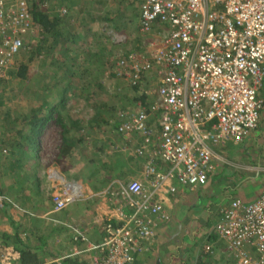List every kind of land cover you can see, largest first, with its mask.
<instances>
[{"label": "built area", "instance_id": "1", "mask_svg": "<svg viewBox=\"0 0 264 264\" xmlns=\"http://www.w3.org/2000/svg\"><path fill=\"white\" fill-rule=\"evenodd\" d=\"M158 23L166 28L143 51L117 62L118 76L132 88L144 73L155 80L145 89L148 104L138 101L119 114L118 132L128 155L141 160L140 178L116 179L94 192L57 165L40 175L53 203L40 219L51 221L50 215L80 202L97 209L101 199L107 208L100 241L70 227L75 246L57 264L85 256L90 264H135L154 249L158 231L171 220L165 195L205 186L226 163L220 147L242 142L259 127L264 0H142L139 32L150 33ZM33 33L27 0H0V72L13 65ZM4 209L37 217L0 188ZM215 232L226 247L225 264H264V192L251 203L234 200L224 207Z\"/></svg>", "mask_w": 264, "mask_h": 264}, {"label": "rangeland", "instance_id": "2", "mask_svg": "<svg viewBox=\"0 0 264 264\" xmlns=\"http://www.w3.org/2000/svg\"><path fill=\"white\" fill-rule=\"evenodd\" d=\"M120 1L121 0H49L46 4L49 8H55L59 5H61L60 7L68 9L69 7L72 8L70 15L72 19L69 27L80 33L81 36L78 35L77 39H75L78 42V47L74 50L75 52L72 51L64 57L69 58L68 60H74V66H80L85 63L87 65L86 67L92 71L90 72L89 78L85 77L82 79L83 81L89 82L85 88H82L83 84L79 81L80 77L72 78L73 80L71 79L75 81V84L68 90H70V93L74 96L76 93V97L69 95L66 104V107L71 110L70 115H72L73 118L79 116L81 120L84 119L86 132L88 135H91V138L88 139L87 142V146H89L87 152L80 156L72 157L69 161L59 160L58 157L56 158L54 154L56 151H54V149L60 145L59 142L62 140L59 137V132L55 129L56 125L54 121H50L45 125L44 135L42 134L39 136L40 138H38L35 147L31 148V155L34 159L42 157L45 159L47 165H57L63 173L70 177H75L81 170L83 174H87L91 171L90 169H94L100 172L101 177H99V180L100 178L103 180L105 177L115 174L120 169H124V171H127L129 168L135 169L140 163L128 157L126 158L129 147L127 146L128 148H126L122 142L118 141L116 132L112 127L115 121H121L119 117L120 113L135 107V99L139 94L135 92L124 79L113 77L111 71H115V67L110 62L113 60L116 61L122 54L130 53L131 51H139L137 48L142 46V43L145 42L143 40L148 41L156 38L157 35L143 36L138 30L139 19L136 17L138 13H134L138 8V4L131 7L128 3H122ZM118 10L119 12L116 13ZM138 12H140V10ZM93 17L96 19L99 18L95 24L91 21ZM106 19H111L113 23H118L119 28L117 30L111 28V23L106 22ZM85 26L88 27L90 32L93 31L88 36H82ZM142 37L145 39L142 40ZM78 52L79 56L76 55ZM89 52H100L101 54L99 57L94 58H92L93 56L91 54L89 55L91 58L89 61L87 59L84 60L85 57L83 56H87V54H90ZM56 56H58L59 59L63 57L59 51L56 52ZM28 57L29 52L27 53V50H24L23 53H20L15 58L12 67L8 71L12 70L15 72L21 64L27 63L29 67L28 74L31 77L30 81L24 82L19 78L7 74L6 77L3 78L5 81L0 84V104H3V108L1 107L0 109V123L1 126L4 125L6 129H11L16 126L17 124H14L16 120L19 122L22 121L29 113L30 109L34 105L40 103V98L35 95L34 91L40 92V89L37 90L39 87L38 85H43V83L47 81L45 78L53 76V72L48 69L49 61H45L44 56L32 62L28 61ZM103 60L105 61L104 63L108 64L102 69L99 67ZM52 82L53 81H51V83ZM60 85L63 86L64 83H59L56 89L62 92L63 89H61ZM54 87L55 86H53L52 89H54ZM80 89H85L92 95L89 104H87L86 100L83 98L82 92H79ZM98 101L106 102V107L102 108ZM98 114H100V116ZM96 120L99 124L94 122ZM103 121L104 123H102ZM43 128L44 127H40V130ZM5 132L6 133H3L4 136H2L1 139L5 138L8 140L11 136L8 134V131ZM136 143L137 142L134 141V144ZM129 146L134 147L133 144ZM101 147L105 148V150L100 153H95V149ZM4 154L8 155L6 152H4ZM6 161L7 159L4 160L3 163L5 164ZM56 161H58V163L54 164ZM107 168H109V171H107ZM17 176L21 183L23 172ZM42 183L44 192L46 186L43 181ZM23 188L27 190L28 185L23 186ZM40 188H42V185ZM44 194H46V192H44ZM44 198L48 200L45 195ZM49 207V203L46 208L44 204L43 206L40 204V206L33 211L41 216L49 211L47 210ZM40 225L41 229L43 228L41 231L42 234L50 230V228L42 227V224ZM2 231L3 229L0 227V234ZM53 234L55 235V233ZM54 235L50 241L55 238ZM216 253H222V249H218ZM84 260L90 261L88 258Z\"/></svg>", "mask_w": 264, "mask_h": 264}, {"label": "crops", "instance_id": "3", "mask_svg": "<svg viewBox=\"0 0 264 264\" xmlns=\"http://www.w3.org/2000/svg\"><path fill=\"white\" fill-rule=\"evenodd\" d=\"M259 96L264 99V85ZM44 131L45 127L39 130L40 135H38V138L42 134L44 135ZM116 135L118 141L122 142L128 148L119 136L118 131H116ZM61 142L54 149L57 152H54L56 158L59 154ZM218 153L221 154L225 161L228 160L229 164L223 163L218 167L205 186L197 187L194 190L179 187L180 190L178 193L165 195L171 220L158 231L156 247L152 253L144 256L140 260V264H198L201 261V264H223L225 262L223 253L208 254L200 261V252L203 250L202 247L205 245V242L208 241V235L210 236L213 231L214 222L224 207L234 200L251 203L257 200L264 192V110L261 115L259 127L255 131H252L240 143H229L220 147ZM127 157L135 162L138 161L141 163L140 160L130 157L128 152L126 153ZM140 163L135 169L129 168L127 171H124V169L121 170L119 173L123 175L122 178L116 177L113 174L111 176L109 175L110 177L107 176L109 177L108 181H106L107 177L103 180L100 178L99 180V177H101L100 172L94 169H90L91 171L87 174H83L81 170L74 178L84 181L94 192H99L104 190L116 179H121L124 182L139 179L142 171V164ZM17 166L12 164V158L4 165L2 170L3 178L0 181L3 190H6L5 192L10 195L14 194L12 192L23 195V198H28L27 202L35 208H38L40 204L42 206L44 204L46 208L49 203L50 207L47 208L49 210L47 213H49L53 209L51 196H48L47 189H45V196L48 198V200H45L43 196V183L41 181L40 186L42 185V188L37 189L34 177L41 179V173L50 166L47 165L45 159L42 157L34 159L33 162L26 165L22 170ZM107 171H109V168H107ZM22 172L23 178L20 183L17 175ZM104 181L106 183L102 187L99 188L100 185H96V188L94 187V184L103 183ZM27 185L28 189L25 190L23 186ZM22 192L23 194H21ZM97 204L99 207L95 209L88 202L77 203L61 213L50 215L51 221L40 219L38 217L40 214H36L32 210L31 212L38 218L26 217L28 218L26 219L24 216L13 215L16 216L14 217L15 224H23V230L28 229L29 226L31 227V223H37V231L40 233L43 230L40 224H42V227L50 228L44 234L49 237V248L47 247V250L45 249L46 253L44 254L46 256L42 264H57L54 261L70 253L71 249L75 246L69 240L70 237L68 234L70 227L76 226L84 231L92 241H100L104 232V222L102 220L107 208L105 202L101 199L97 201ZM11 224L12 222L8 220L2 221L0 224V227L3 229L2 232L4 230L11 232ZM53 227L57 228V230H52ZM58 229L61 230L59 231ZM2 232L0 234L1 236L4 235ZM51 232L55 233V235ZM21 235L24 237V234ZM53 235L55 238L50 241ZM37 246L41 247L40 244ZM47 252H55L58 258L50 256ZM86 258L89 259L87 256L82 257V259ZM88 262L90 264V261Z\"/></svg>", "mask_w": 264, "mask_h": 264}, {"label": "trees", "instance_id": "4", "mask_svg": "<svg viewBox=\"0 0 264 264\" xmlns=\"http://www.w3.org/2000/svg\"><path fill=\"white\" fill-rule=\"evenodd\" d=\"M47 1L49 0H27L28 4L30 5V9H31V22H32V26L34 29V33L31 37L27 38L26 41L23 43L19 51V54L23 53L24 50H27V53L29 52L28 61L30 62L44 56L45 61H49L48 69L53 72V76L45 78L47 81L43 83V85L41 86L38 85L39 87L37 90L40 89L41 91L40 92L34 91V92H35V95H37V97L39 96L40 103L34 105L30 109L29 113L23 118L22 121L19 122L18 120H16L14 124H17V125L12 127L11 129H6L4 125L1 126V123H0V181L3 178V171H2L3 167L11 160V158H12V164L14 166L18 165L17 167L20 168L21 170L24 169L26 165H29L34 160V159L32 160V157H31V148H33L36 142H38V135H40L39 134L40 127H45V125L50 121H54L56 125L55 129H57V131L59 132V135H60L59 137L62 140L59 154H58L59 160L69 161L71 160L72 157L85 154L87 150L89 149V146H87V142H88V139L91 138V135H88L86 132V126L84 127V119L81 120L79 116L77 118H73L72 115H70L71 110H69L66 107V104L68 100L67 97L69 95H73L70 93V90H68V89H71L72 86L75 84L74 83L75 81H72V80L74 78L80 77L79 81L83 84L82 88H85L87 87L89 82L83 81L82 79L85 77L89 78V75L91 74L90 72L92 71L88 67H86L87 65L85 63L80 66L75 65L76 66L75 67L73 65V63L75 62L74 60L72 59L68 60L69 58L64 57L72 51L75 52L74 50L78 47L77 45L78 42L75 39H77L78 35H80V33L75 31L73 28L69 27L71 24V19H72L70 17L72 8L71 7H69V9L66 8L67 14L62 15L60 13V9L65 8V7H60L61 5H59V6H56L55 8H49L48 5H46ZM120 2L128 3L131 7H133L135 4H138L137 6L138 8L134 11V13L136 14L138 13L136 17H138L139 19L140 12L138 11L141 8L142 0L141 1L140 0H121ZM67 6H70V5H67ZM118 12L119 10L116 13ZM97 19L99 20V18ZM97 19L93 17L91 21L95 24L97 22ZM106 22L111 23V28H114L115 30L119 28L118 23H113L111 19H106ZM165 28L166 27L164 25L158 23L154 26V28L152 29L150 33L142 34V35L143 36H146V35L152 36L153 34L158 35ZM91 32L89 31L88 27L85 26L82 32V36H88L91 34ZM143 39L145 38L142 37V40ZM153 39H150L148 41L143 40L145 42L142 43V46L137 49L139 51H143V48L145 47V45L146 44L148 45V43L152 41ZM57 51H59V53L63 55L62 58L59 59L58 56H56ZM139 51H136V52H139ZM79 52L76 53V55H78ZM132 52H135V51H131L130 54ZM91 54L93 56L92 58H94V57H99L101 53L96 52V53L87 54V56L84 55L83 56L85 57L84 60L87 59L89 61V59H91L89 55ZM18 55H16V57ZM128 56H129V53H126V54H122L119 58H122V57L125 58ZM119 58H117L116 61L113 60L112 62H110L115 67L114 68L115 71L114 70L111 71L112 75L113 77L117 79H120V77L118 76V70H117V62ZM104 62L105 61L103 60L100 63L99 68L103 69L106 66V64H108ZM8 70L5 72L3 71L0 72V84L5 81L3 78H5L7 74H9L12 77L19 78L24 82L31 80V77L28 74L29 67L27 63L21 64L15 72L12 70L11 71H8ZM51 81L53 82L51 83ZM154 82L155 80L153 79V76H151L148 73H144L138 86L133 88L134 91L139 94V96L136 97L135 102L140 101L145 104H148L149 99L146 97L144 93L147 90L148 85ZM59 83L60 84L64 83L63 85L64 87L60 85L61 89H63L62 92L56 89ZM53 86H55L54 89H52ZM79 92H82L83 98L86 100L87 104H89V102L91 101L92 95H90V93L85 89H80ZM74 97H76V93ZM98 103L99 105L102 106V108L106 107V102L98 101ZM1 107L3 108V104H0V109ZM98 115L100 116V114ZM97 120L94 122L99 124ZM120 122L121 121H117V122L115 121L113 123L112 127L115 132L118 131L119 127L121 126L119 125ZM102 123H104V121ZM5 131H8V134L11 136L8 140H6L5 138L1 139V137L4 136L3 133H6ZM119 136L121 137L120 134ZM104 150L105 148L101 147L99 149H95V153L96 152L100 153ZM4 152L8 153V155H5ZM6 159L7 161L3 165V161ZM57 163L58 161L54 162V164H57ZM226 163L229 164L228 160L226 161ZM120 171L121 169L117 171L114 176L122 178L123 175L119 173ZM109 177H107L106 181L109 180ZM34 181H35V186L37 187V189H40L41 179L34 177ZM106 181H104L103 183L94 184L95 185L94 187L96 188V185H100L99 186L100 188L104 185V183H106ZM0 188L2 189V191H4L1 184H0ZM44 192H43V196L46 195L44 194ZM12 193L16 194L15 192H12ZM7 194L10 195L9 193ZM14 194L10 196L20 206L27 209L28 211L35 210V207L27 202L28 198H23V195H18V194L14 195ZM221 215H222V210L220 212V215L217 217V219L214 222V228H213L212 233L210 234V236L208 235V239H207L208 241L205 242V245L203 246L204 248L202 247L203 250L200 252L201 257H199L200 261L204 259V257L207 256L208 254L213 255L214 253L217 252L218 249L223 250L226 248L224 243L217 238L216 232H215L216 225L219 222ZM14 217L16 216L11 214L10 211L7 209L0 211V224L2 221H5V220L12 222L11 224L12 231L8 232L9 231L8 230V231L2 232L4 235L1 236L0 238V242H1L0 244V264H42L44 261V257L46 256V254H44L46 253L45 249L47 247L49 248V243H48L49 237L45 236L44 234L41 235V233L37 231L38 225H35L37 223H31L32 224L31 227L29 226L28 229L23 230L22 229L23 224H15L16 221ZM52 230H57V228L53 227ZM58 230L60 231L61 229H58ZM21 234H24V237ZM68 236L70 237V231H69ZM69 240L71 239L69 238ZM71 242L73 241L71 240ZM37 243L40 244L41 247L37 246L38 245ZM155 247H156V244L154 248ZM207 247H211L210 252H206ZM152 252L153 250L150 253ZM150 253L139 256L135 264H140L141 263L140 260L144 256L149 255ZM47 254H49L50 256L54 258H58L57 255H55L56 254L55 252L53 253L47 252ZM224 259H225V262H224L225 264L226 263L225 256H224ZM201 262L198 264H201ZM61 264H89V262L82 258H79V259L78 258H66L61 262Z\"/></svg>", "mask_w": 264, "mask_h": 264}]
</instances>
